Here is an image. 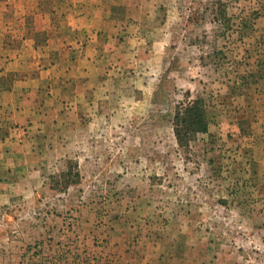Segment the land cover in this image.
Here are the masks:
<instances>
[{
    "label": "rangeland",
    "instance_id": "374dc122",
    "mask_svg": "<svg viewBox=\"0 0 264 264\" xmlns=\"http://www.w3.org/2000/svg\"><path fill=\"white\" fill-rule=\"evenodd\" d=\"M95 1L0 0V91L48 123L0 176V264H264V0Z\"/></svg>",
    "mask_w": 264,
    "mask_h": 264
},
{
    "label": "crops",
    "instance_id": "0c3cea01",
    "mask_svg": "<svg viewBox=\"0 0 264 264\" xmlns=\"http://www.w3.org/2000/svg\"><path fill=\"white\" fill-rule=\"evenodd\" d=\"M97 1V0H96ZM95 1V2H96ZM98 7L95 9V19L94 16L91 15V21L95 22V25L99 21V14H97ZM57 11V10H56ZM45 16L46 13H44ZM87 14L82 16V18H87ZM111 14L109 13L108 16V22L109 17ZM80 19V17H79ZM93 25V24H91ZM96 28V33L99 32L98 28L99 27H94ZM116 29V28H115ZM108 37L110 36L109 34V28H108ZM105 31V32H107ZM95 36V35H94ZM102 36V35H101ZM109 41V40H108ZM91 44H94L95 46L91 47L94 49L95 53L98 55L99 50L97 48L99 47L97 43L95 42L94 39L90 40ZM100 49V48H99ZM27 91L21 89H10V90H2L0 91V123L4 124V126H10L12 123H15L18 125V128L21 130L22 129V134H29V136L26 139H20V143L13 142L12 140L9 142L8 137H12V133H9L8 135H0V176L4 172H8L10 174L13 173L15 170L14 167H12V162L11 160H14L15 156L17 154H20L22 158H25V162L27 163L31 155L35 154V140L32 138L33 132H31L30 129L36 128V129H42L43 125L48 124L46 121L44 123H38L36 124L35 116H36V106H33V101H35L37 98H29L27 95L30 93H26ZM18 101H22L24 104H17ZM1 124V125H2ZM1 133V129H0ZM20 134L19 136H22ZM17 145V146H13ZM22 165V164H21ZM166 248H163L158 256H154L153 261L150 262L148 261L149 257L146 255L144 258H142L143 263L142 264H176L174 260V251L170 248L165 250ZM170 252V254H169ZM148 261V262H147Z\"/></svg>",
    "mask_w": 264,
    "mask_h": 264
},
{
    "label": "trees",
    "instance_id": "16d2710c",
    "mask_svg": "<svg viewBox=\"0 0 264 264\" xmlns=\"http://www.w3.org/2000/svg\"><path fill=\"white\" fill-rule=\"evenodd\" d=\"M257 17L258 13L254 12ZM220 17L228 21L230 27V19L227 14L223 13ZM220 22L221 18L217 19ZM245 79V76H242ZM209 119L207 115V108L205 100L201 97L192 99L186 103H181L174 116V134L177 142L182 147L190 146L192 140L199 133L209 132Z\"/></svg>",
    "mask_w": 264,
    "mask_h": 264
}]
</instances>
